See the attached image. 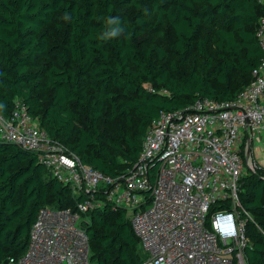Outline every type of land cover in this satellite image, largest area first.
<instances>
[{"label":"trees","instance_id":"1","mask_svg":"<svg viewBox=\"0 0 264 264\" xmlns=\"http://www.w3.org/2000/svg\"><path fill=\"white\" fill-rule=\"evenodd\" d=\"M263 14L258 0H0V113L21 99L83 163L120 175L161 111L232 100L251 82ZM113 28L123 32L106 37ZM239 200L245 258L264 264V169L244 173ZM75 205L36 154L0 140V264L26 253L40 209ZM88 220L94 264L145 260L127 210L107 204Z\"/></svg>","mask_w":264,"mask_h":264},{"label":"built area","instance_id":"2","mask_svg":"<svg viewBox=\"0 0 264 264\" xmlns=\"http://www.w3.org/2000/svg\"><path fill=\"white\" fill-rule=\"evenodd\" d=\"M256 38L263 57L234 99L203 98L184 110L161 111L137 161L117 176L102 174L52 139L21 99L10 117L0 113V140L36 154L76 199L74 209H40L26 253L10 264H94L88 212L107 204L129 212L146 255L140 264H248L251 216L239 188L247 170L264 167L253 162L251 149L264 133V14Z\"/></svg>","mask_w":264,"mask_h":264},{"label":"rangeland","instance_id":"3","mask_svg":"<svg viewBox=\"0 0 264 264\" xmlns=\"http://www.w3.org/2000/svg\"><path fill=\"white\" fill-rule=\"evenodd\" d=\"M261 140H262V138H260ZM258 142H253V144L251 145V149H254V150H259V149H261V153L264 155V145H262V143H258ZM257 146H258V148H257ZM253 155V162L254 163H256L257 164V166H259V165H261L262 166V164L259 162V160L257 159V157H256V155H255V152H254V154H252ZM259 169H264V167H260V168H257V170H259Z\"/></svg>","mask_w":264,"mask_h":264},{"label":"clouds","instance_id":"4","mask_svg":"<svg viewBox=\"0 0 264 264\" xmlns=\"http://www.w3.org/2000/svg\"><path fill=\"white\" fill-rule=\"evenodd\" d=\"M116 23H118V21L114 18L109 20V24H116ZM121 32H123L122 28H113L111 31L105 33V36L106 37H115L118 34H120Z\"/></svg>","mask_w":264,"mask_h":264},{"label":"crops","instance_id":"5","mask_svg":"<svg viewBox=\"0 0 264 264\" xmlns=\"http://www.w3.org/2000/svg\"><path fill=\"white\" fill-rule=\"evenodd\" d=\"M262 136L264 137V133L262 134ZM262 137V138H263ZM257 139H259V136H257ZM259 143V142H258ZM257 143V144H258ZM260 143H262V145H264V138L260 141ZM259 145V144H258ZM260 146V145H259ZM261 147V146H260ZM258 148V146H257ZM255 155L257 157V159L259 160V162L264 166V155L261 153V149L259 150H255Z\"/></svg>","mask_w":264,"mask_h":264},{"label":"water","instance_id":"6","mask_svg":"<svg viewBox=\"0 0 264 264\" xmlns=\"http://www.w3.org/2000/svg\"><path fill=\"white\" fill-rule=\"evenodd\" d=\"M14 145V144H13Z\"/></svg>","mask_w":264,"mask_h":264}]
</instances>
